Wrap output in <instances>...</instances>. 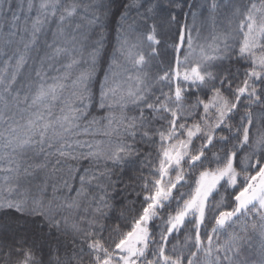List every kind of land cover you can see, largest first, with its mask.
I'll use <instances>...</instances> for the list:
<instances>
[{
	"label": "snow or ice",
	"instance_id": "obj_1",
	"mask_svg": "<svg viewBox=\"0 0 264 264\" xmlns=\"http://www.w3.org/2000/svg\"><path fill=\"white\" fill-rule=\"evenodd\" d=\"M226 7L0 0V264H264V0Z\"/></svg>",
	"mask_w": 264,
	"mask_h": 264
},
{
	"label": "trees",
	"instance_id": "obj_2",
	"mask_svg": "<svg viewBox=\"0 0 264 264\" xmlns=\"http://www.w3.org/2000/svg\"><path fill=\"white\" fill-rule=\"evenodd\" d=\"M85 2H87V0H85ZM133 3V0H118V3ZM140 2H143V0H140ZM201 3L204 2V0H200ZM219 2L221 3V8L219 10V12L217 13V19L215 22V25H213V22L211 19H208L209 14L207 12L204 13V27H203V31L201 33L202 38H208V40H211V36L213 34V30L214 28L216 30H222L224 28H228L229 30H235L237 25H238V21L237 20H230V16H231V12L230 10L226 7L230 0H219ZM238 0H232V3L235 4L237 3ZM145 7H147V5H145ZM121 11H123V9H120ZM144 9L140 8L137 9L136 7H133L132 10L128 13V21L126 22V26L127 24H132L134 29H136L137 31L139 29L142 28V24L140 23V18L138 13H143ZM181 20L183 22V15L181 14ZM86 23V21H85ZM189 23H191V18H189ZM115 28V24L111 25V29L110 30H106V39H105V47L108 51L109 54H111L113 47L116 44V33L114 31ZM97 31H99V29H97ZM90 36V40L89 43L91 42V40H94L96 37L95 35L88 33ZM137 34L136 31L130 33V36H135ZM238 39H242L241 37H238ZM105 68L107 67V58H105V62L103 65ZM98 75L100 78L103 77V72L100 71L98 72ZM99 85L97 83V89H98ZM241 111H243V109H241ZM95 115H103L104 113H94ZM131 114V113H129ZM264 132V128L259 127L258 125L253 126L252 128V135H258L259 133ZM75 186H78V184H76ZM48 192V196H51L52 193V189L51 187L48 188L47 190ZM67 193V189L64 190V194ZM72 195L74 196L75 193L73 192ZM210 227V225H209ZM182 238V236H181Z\"/></svg>",
	"mask_w": 264,
	"mask_h": 264
},
{
	"label": "rangeland",
	"instance_id": "obj_3",
	"mask_svg": "<svg viewBox=\"0 0 264 264\" xmlns=\"http://www.w3.org/2000/svg\"><path fill=\"white\" fill-rule=\"evenodd\" d=\"M249 223H251V221H249ZM250 244L252 245V247L250 249H247V250L251 251V252H254L256 250V248L260 244L259 236L258 235H253L252 239L250 240Z\"/></svg>",
	"mask_w": 264,
	"mask_h": 264
}]
</instances>
